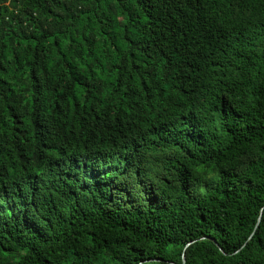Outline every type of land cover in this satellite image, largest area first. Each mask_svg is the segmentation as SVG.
<instances>
[{
    "label": "trees",
    "instance_id": "obj_1",
    "mask_svg": "<svg viewBox=\"0 0 264 264\" xmlns=\"http://www.w3.org/2000/svg\"><path fill=\"white\" fill-rule=\"evenodd\" d=\"M183 254L264 264V0H0V264Z\"/></svg>",
    "mask_w": 264,
    "mask_h": 264
},
{
    "label": "water",
    "instance_id": "obj_2",
    "mask_svg": "<svg viewBox=\"0 0 264 264\" xmlns=\"http://www.w3.org/2000/svg\"><path fill=\"white\" fill-rule=\"evenodd\" d=\"M261 213H262V210H261V212H260V215H261ZM259 221H260V217H259V219H258V221H257V225H258ZM184 263H185V256H184V254H183V255H182V264H184Z\"/></svg>",
    "mask_w": 264,
    "mask_h": 264
}]
</instances>
